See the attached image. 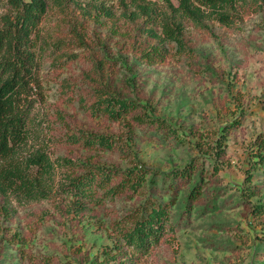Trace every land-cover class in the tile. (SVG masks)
Wrapping results in <instances>:
<instances>
[{"label":"rangeland","instance_id":"rangeland-1","mask_svg":"<svg viewBox=\"0 0 264 264\" xmlns=\"http://www.w3.org/2000/svg\"><path fill=\"white\" fill-rule=\"evenodd\" d=\"M176 6L48 0L32 35L30 81L20 102L27 140L17 159L46 153L53 182L46 197L0 192L7 211L0 212V264H105L106 257L124 264H264V162L255 157L264 154V0H232L228 25L207 10L191 20ZM6 15L13 16L10 5L0 0V28ZM163 21L179 23L181 46L162 38ZM151 45L164 52L154 64L140 58ZM97 88L141 102L167 127L84 109L80 97L89 104ZM79 133L108 136L113 148L69 144L67 136ZM58 158L122 170L143 165L155 176L147 174L132 195L77 210L57 192L66 171ZM189 166L196 171L179 187L159 241L146 251L127 247L116 222L147 202L168 204L172 191L163 175Z\"/></svg>","mask_w":264,"mask_h":264},{"label":"trees","instance_id":"trees-1","mask_svg":"<svg viewBox=\"0 0 264 264\" xmlns=\"http://www.w3.org/2000/svg\"><path fill=\"white\" fill-rule=\"evenodd\" d=\"M7 1L13 16L6 15L4 26L0 28V192L18 190L27 199L38 198L39 195L46 197L47 191L51 188L48 185L53 182L54 162L42 151H36L22 164L18 163L17 158L19 150L27 140V117L25 111L20 108V102L30 81L29 61L33 58L30 50L36 46L37 39V36L32 35L46 11L48 0ZM231 3L232 0H177L175 10L194 21L204 16V10H207L213 13L220 23L228 25L231 18L226 7ZM161 28L163 39L182 45L179 23L172 25L169 21H163ZM150 33L159 37L153 31ZM140 58L146 63L154 64L164 58V52L160 47L151 45L140 51ZM103 88L93 91V99L89 104L87 97H80V105L112 121L127 118V121L135 126L159 129L167 127L159 117L148 113L141 102ZM67 140L69 144L80 145L83 148L102 150L113 148L108 136L79 133L67 136ZM255 157L264 162V154L256 153ZM55 162L59 168L66 169L57 192L71 199L70 205L77 210L87 202L101 204L124 194L132 195L141 188L146 175L152 173L150 168L143 165L122 170L80 164L66 158H58ZM195 171V168L189 166L163 175L168 179V189L172 191L170 202L168 204L147 202L116 222L115 229L127 247L136 251H146L159 241L168 223L169 206L174 203L179 187L188 183ZM152 174L155 176V172ZM201 188L200 182L190 192L189 207L199 198ZM0 212L7 215L5 208L1 207ZM106 258L105 264H124L110 263L111 257Z\"/></svg>","mask_w":264,"mask_h":264}]
</instances>
